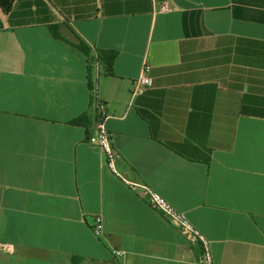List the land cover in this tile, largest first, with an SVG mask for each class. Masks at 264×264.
<instances>
[{
	"label": "crops",
	"instance_id": "1",
	"mask_svg": "<svg viewBox=\"0 0 264 264\" xmlns=\"http://www.w3.org/2000/svg\"><path fill=\"white\" fill-rule=\"evenodd\" d=\"M0 18V264H195L126 181L183 212L215 264H264V0H16ZM98 100L121 176L88 140Z\"/></svg>",
	"mask_w": 264,
	"mask_h": 264
},
{
	"label": "built area",
	"instance_id": "2",
	"mask_svg": "<svg viewBox=\"0 0 264 264\" xmlns=\"http://www.w3.org/2000/svg\"><path fill=\"white\" fill-rule=\"evenodd\" d=\"M160 10H171L169 4L161 6ZM152 65L145 62L141 74L133 84V96L143 93L147 88L153 85V77L151 76ZM109 118L107 105L98 100L95 107V121L91 134L89 135V143L99 147L104 153L108 167L117 175L121 176L118 170L117 162L121 159V154L116 150L114 140L107 127V119ZM127 184L146 200L152 208L163 213L164 216L184 235V237L198 249L195 264H215L211 246L207 236L197 228L189 218L179 211L170 201H168L161 193L146 183L126 181ZM94 231L97 235H104V219L102 216L95 217ZM1 251H13L14 245L10 243L0 242ZM118 258H123L125 251L115 250Z\"/></svg>",
	"mask_w": 264,
	"mask_h": 264
},
{
	"label": "trees",
	"instance_id": "3",
	"mask_svg": "<svg viewBox=\"0 0 264 264\" xmlns=\"http://www.w3.org/2000/svg\"><path fill=\"white\" fill-rule=\"evenodd\" d=\"M15 1L16 0H0V7L3 9L4 12L8 13L12 9ZM3 28H4V25H3V22L0 18V30H2ZM51 29L55 35L59 36V34H58L59 26L53 25V26H51ZM78 46L89 57H91L92 60H95V54L93 53V50L91 49V47L89 45H87L84 41H81L78 43ZM115 57H116V53L111 52V51H101V53L99 54V59L102 60L103 62H105V66L109 72L112 70V66H113V62H114ZM87 121H88L87 117H81V118H77V119L73 120L72 122L75 124H84Z\"/></svg>",
	"mask_w": 264,
	"mask_h": 264
}]
</instances>
